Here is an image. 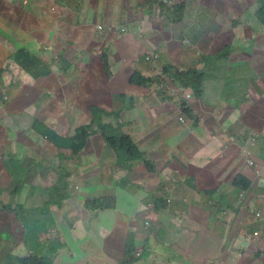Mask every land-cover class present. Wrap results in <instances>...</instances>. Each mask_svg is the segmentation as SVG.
I'll use <instances>...</instances> for the list:
<instances>
[{"label":"crops","instance_id":"0c3cea01","mask_svg":"<svg viewBox=\"0 0 264 264\" xmlns=\"http://www.w3.org/2000/svg\"><path fill=\"white\" fill-rule=\"evenodd\" d=\"M146 1L71 0L65 2L64 0L60 4V0H0V18L6 19V23L0 22V120L8 119L9 122L11 120V124H23L28 116H32V110L38 114L41 113L43 117L49 116L50 112L56 111L55 102L68 104L72 103L74 99L72 95L50 98L47 103L53 102V104L45 114L48 108L41 97L39 87L36 85L45 83L48 78H51L52 74L36 79L33 75L23 71V67L19 65L18 56H16L20 49L26 48L43 58L47 64L58 60V65H62L59 53H61L67 40L60 32L61 38L56 42L57 47L54 49L47 48L46 42H44L47 34L38 23L41 20L49 19V14L53 11L52 17L55 14L56 18L54 27L62 25L60 21H64L65 24L70 21L69 24L72 26L77 12L75 7L77 5L81 7L84 4L80 18V22H84L80 24L82 33H80V30L76 33L77 36L74 37V43L69 51L70 58L65 63L63 62V68H66L67 72L61 74V76H69L76 87L77 83L81 82L83 88H85V81L81 80L82 78L90 77L96 72H101L102 75L103 64L98 56L102 51L107 53L109 65L114 75L112 82H109L111 86H126L131 76L136 72L147 77L158 73L159 67L156 71L153 68L154 65L149 66L144 62V58L146 62H151L147 59L149 54L159 55V59L155 61L162 60L164 63H171L181 70H188L196 66L198 56H202V54L209 56L219 44L221 48L225 47L220 42L221 34L225 28L236 29L233 27V23L228 24L229 20L223 17L224 7L219 9L221 14H218L214 13L215 10L210 0H199L205 2L206 6L200 5L195 0H190L198 5L197 10L194 12L196 16H191L187 9V18L182 22L181 34L174 31V29H171L172 32H167L162 28L160 21L150 19L143 8H138V3ZM188 1L178 0L177 4ZM237 1L245 2L243 0ZM217 2L225 3L219 0ZM24 3H26L27 8L31 7L32 3H36L37 7L32 8L31 11L23 12V16L28 15L30 17L28 21L24 20L19 25H15L10 21V16L19 13ZM34 12L36 13L34 14ZM201 15L203 18L199 19ZM206 16H210L208 22H211V25L208 27L209 30L204 33L202 25L208 23ZM59 17H62V20ZM213 17L215 18L212 19ZM84 24L86 25L85 28H83ZM19 26H21V29L17 36L14 29ZM71 26L69 28L73 30ZM246 31L252 32L250 38L254 40L253 47L256 51L260 50L263 55L252 62H246L235 54L230 56L228 59L231 72L229 79L233 78L241 69H245L244 76H250L252 72L254 74V77L248 78L247 82H244L243 78L233 82L232 96L240 92V84H243L247 87V94L252 102L259 104L261 107L252 94L258 92V89H262L264 85V35L256 39L253 29L246 27ZM28 33L32 35L29 36ZM214 44L215 47H213ZM54 50H58V52H54ZM190 54L194 55L191 60L188 59ZM50 65L52 68V64ZM44 68H41V70ZM208 78L211 79V74L208 75ZM106 82L108 81L105 80V84ZM221 84L225 85L226 82L221 81L216 85ZM145 90L148 91L147 108L145 109L148 114L142 116V114H136L135 110L133 115H129V112L124 113L127 115L125 116L126 121L137 117L134 124L131 125L132 127L136 126V129L134 128V140L139 141L140 144L137 146L138 148L143 147V151L140 150L146 158L155 161L154 171L152 173L147 171L148 181L142 183L135 194L121 196L122 206L118 207L117 204L115 209L95 211L93 208L85 206L86 200L114 194H111L113 186L108 185L106 182L101 183L100 180L105 178H110L114 182L118 180L116 190H120V187H127L129 184L126 182L127 177L133 176L135 171L115 172L112 169L110 176H106L101 166L93 168L90 175L93 179L98 180L95 182V186H105L108 191L104 190L101 194L98 189H94L93 193L83 199L84 206L81 208H70L65 204L61 209L52 207L45 215L52 217V214L59 211L57 212L60 215L59 222H54L52 218L55 228L49 230L46 228L41 235L32 232L25 234L24 228L26 229V227L23 226L25 223L16 220L15 215L21 216L23 212H26L24 207L25 209L44 207L43 205L47 199L45 190L49 186L45 184L46 180L44 183V178L49 168L42 167L41 163L46 166L47 158L35 156L33 153L34 148L40 149L43 144L32 143L33 139L38 140L37 135L32 131V124L27 126L24 132L25 137L18 139V132L11 130L12 127H0V247L8 246V250L5 249V253L0 257V264H6V258L11 255H30L33 248L31 245L37 241H39V246L42 247L43 252L49 248V245L52 246L51 250L57 253H61L67 245H73L78 249L79 255L89 258L87 262H97V260L92 252L81 251L80 243L84 242V245L89 247L98 243L97 249L100 253L102 247H105L108 251L105 256L109 261L104 260V262L111 264L123 262L126 264L125 250L126 246L130 244L129 239L134 242L133 253L128 257L131 264H207L208 262L218 264H264L261 255L262 249L257 250L255 244L238 242L236 238L224 239L225 228L217 220V213L215 212L213 216V214L204 211L202 207L199 208L211 202L203 195L207 185L218 186L230 203L234 206L238 204V190L233 185V178L225 176L228 170L220 171L218 165L221 164V159L233 161L244 158L246 162L243 149L247 148L249 142L251 146L256 147L258 142L264 139V116L261 118L252 113L258 108L250 107L251 103H249V107L241 106V109H231L228 114H225L224 112H214L212 108L208 109L207 103L204 102L205 104H203L197 101L192 103L194 104L193 109L201 121L199 127L194 129L190 124L189 126L186 125L185 130L175 131L167 127L169 116H166L160 110L161 105L153 102L150 106V92L148 89ZM122 94L121 91L119 95L115 96V100L123 98ZM126 98L124 97V99ZM224 100L225 97H220V101ZM34 102H37L36 105L30 106ZM42 105L43 108L40 109ZM119 110L124 111V109ZM71 113L76 118L80 115L75 111H71ZM39 120L51 127L45 121ZM180 122L182 121L180 120ZM243 129H249L252 132L248 135H242L241 131ZM187 131H190V136L189 139L185 138L184 143H178L176 139L172 141L170 134L184 135ZM21 132L23 133V130ZM191 132H193V135H191ZM14 141L16 143L12 144L11 142ZM19 146L23 149L15 153ZM106 149L112 148L107 145ZM56 154L58 155L57 152ZM176 158L179 160L180 166L183 163L186 164L183 166V170L186 171L184 177L188 179H180L178 175L180 169L177 167ZM253 159L264 169V158L261 154H256ZM31 166H39L42 169L37 172L31 171ZM214 166L217 170L214 169ZM21 167H24L25 170ZM234 171L245 176L249 181H256V177H258L254 169L248 166L243 169L236 167ZM17 175L18 177H16ZM164 176H167L169 183L173 184L172 187H168L165 182L161 181ZM16 179H20L23 186L20 192L15 193L12 197L14 202L10 209L13 213L12 216L5 211L8 208H4L5 204L10 202V193H7L5 188L12 185ZM31 182L37 184L41 190L39 192L30 190ZM165 185L162 194L164 199L166 197L165 190L171 198H174L179 192L175 188L179 186L184 191L190 190V186L194 185L198 191L192 189L191 191L194 193L185 196L187 201L179 195L168 208L162 204L163 209L160 208L155 211L154 201L146 202L155 199L158 190ZM252 185H255L254 188L252 187L250 192L245 193L244 196H253L248 197L242 207L249 210L253 220L256 210L261 209L264 211V185ZM188 203L191 206V215L185 214ZM22 208L23 211L21 212L20 209ZM149 213H152L151 219L162 215L163 224H150L148 221V228L144 232V223L140 218H148ZM211 217L212 219L209 220ZM207 220L210 222L205 224ZM240 223H242V220H240ZM49 224L51 225V222ZM162 226H164V234L157 240L152 235L147 234L149 230ZM258 229L259 225L255 223L254 232ZM34 230H37V228ZM232 231L238 232L236 228H232ZM56 232L62 237L61 240L64 243L53 240L47 242L49 238L56 236ZM110 232L113 233L115 239L123 241L118 243L117 240L112 239ZM147 235H149L148 242L143 238ZM44 243L48 244L47 248L44 247ZM109 247H112V249H108ZM237 247L240 248L238 259L229 258L224 260L221 257V254L225 253L224 250L229 248L232 254H236L235 249ZM59 259L60 257H57L56 261L52 262L58 264Z\"/></svg>","mask_w":264,"mask_h":264},{"label":"rangeland","instance_id":"374dc122","mask_svg":"<svg viewBox=\"0 0 264 264\" xmlns=\"http://www.w3.org/2000/svg\"><path fill=\"white\" fill-rule=\"evenodd\" d=\"M71 0H65V2H70ZM200 5L206 6L207 4L205 2H200L199 0H195ZM211 5L214 8V13L221 14L219 9L221 7L225 8V11L222 12L224 15V18H227L229 20L228 24L234 23V21L239 20L243 15L246 14V8L249 9L251 6H253L257 1H251V0H243L245 1L243 4L242 2H239L237 0H219L225 2L224 4L217 2V0H210ZM64 0H60V4H62ZM175 2H178V0H175ZM84 4L81 6L83 9ZM37 4L32 3L31 7L27 8L26 3H24V6L22 10L17 13L10 16V21L15 24L19 25L22 21L26 20L28 21L30 17L28 15L23 16V12L31 11L32 8H36ZM36 12H34L35 14ZM54 11L49 14V19L41 20V22H38L46 32V38L44 42H46L47 48L51 47L54 49L57 47L56 42L60 40L61 35L59 30H63L66 27H70L71 24H69L70 21H67V25L64 23V21H60L62 25L54 27V22L56 21L55 14L52 17V14ZM60 20H62V17H59ZM156 21H158V17L155 18ZM207 22L209 21L206 20ZM0 22L6 23V19H1ZM162 28L167 29H174V31H178L179 34H181L180 28L182 25L177 26V22L171 21L170 19L165 18L163 21L160 22ZM137 28V27H136ZM21 26L14 29V32L18 36L20 33ZM136 31V30H134ZM80 33H82V30H80ZM29 36H31V33H28ZM252 36L251 31H246V29L242 26L236 29L231 28H225L223 33L220 37V42L223 44V46H231L233 44L234 49L232 54L237 55L242 60L246 62H252L258 57H261L263 54H261V51L253 47V42L250 38ZM20 38V37H19ZM227 41H230L229 43ZM215 47V44L213 45ZM78 49V48H77ZM54 52H58V50H54ZM202 53V51H201ZM48 55V54H47ZM206 54H202V56L197 57L196 66L192 67L189 70V73L191 76H194L197 73L204 72L203 71V60ZM194 57L193 54H190L188 59H192ZM58 60L52 63V75L51 78H48L45 83H41L39 85H36L39 87V91L41 92V97L43 98L44 102L46 103V107L48 108L47 111H45V114L48 112L50 107L52 106L53 102L47 103V100H50V98L57 96H64V95H72L74 99L72 100V103H59L55 102L54 106L56 107V111L50 112L49 116L43 117L42 114H38L36 111L32 110L31 115L28 116L25 123L21 124H11L7 121L8 119H1L0 120V127H12L11 130L18 132V137L16 133V137L23 138L25 137V130L27 126L31 125L33 120H43L48 125H51L54 129L57 130V132L62 136H68L72 135L74 133V130L78 127L88 125L89 120L87 119L89 117L88 110L91 107L94 106H101V107H107L111 109H124L126 106H129L130 101H134V107L136 114H142V116H145V114H148V111L145 110L147 108V92L145 89L132 87L129 83L126 86H111L109 82L99 81L97 78L92 74L90 78L94 80L97 84H99L97 89L94 88H83L81 82L77 83V87L75 86V83L69 78V76H61V74L64 73L62 66L58 65ZM144 62L147 65H154L157 71V67H159V71L156 74L165 73L166 68L168 66L172 65L171 63H164L162 60L160 61H152V62H146L144 58ZM241 72V71H240ZM66 74V72H65ZM222 74L226 79H229L230 77V67H224L222 69ZM55 75V76H54ZM57 75V76H56ZM82 80V79H81ZM248 78L244 79V82H247ZM86 85L88 82H85ZM106 85V86H105ZM105 86V87H104ZM220 85H216L214 88L219 87ZM122 91L123 94H126V99L117 98L115 100V96L119 95V93ZM71 92V94H70ZM211 93H209V97L211 98ZM252 96L260 103L261 107H259L257 110L252 111L256 116H259L263 118L264 114V89H258V92H254ZM153 98H156L154 95ZM55 100V99H54ZM58 100V99H56ZM37 102L32 103L30 106L36 105ZM40 105V104H39ZM64 106V108H63ZM71 109L69 110V108ZM43 108V105L40 109ZM208 109L210 107L208 106ZM127 110V109H126ZM160 110L165 113L166 116H169V124L167 125L168 128L173 129L175 131H178L179 129L185 130L186 125L189 126L190 120H187L182 112V107L180 105H176L175 103H163L161 104ZM71 111H75L77 113H80V115L76 118V116L70 114ZM39 115V116H37ZM72 115V116H71ZM123 118L125 119L126 113L122 114ZM39 117V119H38ZM180 117L184 118V122H180ZM37 118V119H36ZM137 118V117H136ZM123 119V121H125ZM126 122V121H125ZM264 124V123H263ZM136 126H133L132 128H129V132L134 138V128ZM136 129V128H135ZM23 130V133L21 132ZM252 131L249 129H243L241 131L242 135H248ZM191 135H193V132H191ZM27 136V135H26ZM190 131H187L184 135L183 134H170V137L172 141L176 139L178 143H184L185 138L189 139ZM239 136V135H238ZM17 141V140H16ZM16 141L11 142L12 144L16 143ZM138 144L139 141L135 140ZM33 144H43L40 149H33V153L35 156H41L47 158L46 160V166L42 167H48V171L44 178V183L46 180L47 185L51 186L57 181V171L61 173H65V171H69L70 174L67 176H59L62 177L64 180L69 179V189L68 192L70 194V199L65 202V206H68L70 208L72 207H83L84 206V200L87 196H89L91 193H93L94 189H98V191H108L107 187L103 186H95V182H97V179H93L90 175V172L95 167H100L104 170L106 176H110L112 169L115 172L124 171L126 172V168H119L118 162H117V153L113 149H106L107 143L100 135L93 136L91 138V141L89 142V146H87L86 154L83 159H80V157L72 158L70 161L66 159H62L60 161L59 156L56 154L57 150L52 148V146L46 142L45 140L38 138V140L33 139ZM143 151V147H139ZM19 149V150H18ZM23 149V147H18L15 151V153L20 152V150ZM106 149V150H105ZM183 149V147H182ZM184 150V149H183ZM64 155L69 156V151H61ZM243 152L245 153V158L240 160H229L221 159L222 162L219 164L220 171H226L225 176L233 178L232 180H238V176L240 173L235 172L234 168L238 167L243 169L245 166H248L249 168H253L256 172V181H251L249 184L254 188L255 185L252 184H261L264 185V169L257 164V162L253 159V157L256 154H261L264 158V139H261L256 147L251 146V143L249 142L247 145V148L243 149ZM33 155V159H34ZM83 157V155H81ZM252 158V159H251ZM183 160H185L182 157ZM186 163H188L187 160H185ZM93 162V163H92ZM210 164V163H208ZM42 167H36L31 166V171H39L42 169ZM23 170H25L24 167H21ZM57 169V170H56ZM214 169L217 170V168L214 166ZM134 175L128 176L126 182L129 183L127 187L123 188L120 187V190H116L117 182L111 180L110 178H105L104 180H100L101 183L106 182L108 185L113 186V189L111 190V194L114 193V197L117 199L118 207L123 205V201L121 200V196L125 194H135V191H138L141 184L145 181H148V172L146 170V166L143 163H137L136 167L134 168ZM168 171V170H167ZM166 171V172H167ZM167 174V173H166ZM26 174L24 175L25 178ZM18 177V175L16 176ZM260 177V178H259ZM161 181L165 182V184L168 187H172L173 184L169 183V180L167 176L162 177ZM31 188L30 190L39 192L41 188L34 182H31ZM247 184L239 183L236 185V189L238 190V198L237 202L238 204L234 206L232 203H230L226 196L223 195L221 188L218 186H212L207 185L204 189L203 195L206 196V199L211 201L209 204L205 206H200L199 208H203L204 211H207L210 214L215 215V212L217 213V220L223 224V227L225 228L224 233V239H233L236 238L238 242L246 243V244H255L257 246V250L262 249L261 253L264 252V240H260L259 237L261 235V232L264 230V211L261 209H258L254 212L253 220L249 214V210L242 207V204L245 203L248 200V197H252L253 195L244 196L245 193H249L250 190L244 191V186ZM92 186V187H91ZM95 186V187H94ZM178 190V194L171 198V196L167 193L165 190V201L162 202V204L168 208L172 203L176 201V199L181 195L183 198L189 193H194L190 190H181V186L178 188H175ZM115 190V191H114ZM182 191V192H181ZM181 192V194H180ZM157 195L160 196V193L157 192ZM103 196H111L109 195H103ZM77 198V199H76ZM236 198V197H235ZM234 198V200H235ZM152 200L147 201L146 203H150ZM38 209V208H36ZM42 209V208H41ZM52 214V218L54 222L58 223L60 219V215ZM185 214L191 215V206L188 203V209L185 211ZM258 214H260L258 216ZM43 216H46V219L44 221V228L42 229V232L48 227V224L51 220L47 215L43 214ZM152 213H149L147 215L148 218H140L142 222L144 223V232L148 228V221L150 224H157L162 225L163 224V216L160 215L157 218L151 219ZM212 217L209 219L211 220ZM207 220L205 224H208L210 221ZM240 220H242V223H240ZM259 225V229L254 232L255 223ZM219 225V223H218ZM39 225H34L33 230L38 228ZM232 228H236L238 232L232 231ZM147 234H150L154 237L155 240H157L161 235L164 234V226L162 227H155L147 232ZM110 236H112V239H115L112 232H110ZM146 242L149 240V235L143 237ZM7 240V239H6ZM120 243V241H123L121 239H115ZM130 242L134 243L132 239H129ZM80 249L84 252H92L94 256L96 257L97 262H87L89 259L88 257H82L78 254V249L73 246H66L64 250L61 253H57L54 250L47 249V257H49V261H56L57 257H60L58 264H111L106 263L108 262V258L105 256V253L108 252L106 248L102 247L100 248L101 253L97 249V246H99L98 243H95L92 247H89L88 245H84L85 243H80ZM6 245V243H5ZM127 247V246H126ZM8 246L0 247V257L3 256V253H5V249H7ZM120 248V247H119ZM58 249V248H57ZM56 249V250H57ZM108 249H112V247H109ZM104 250V251H103ZM256 250V251H257ZM225 253L221 254V257L224 260H227L229 258L232 259H238L240 254V248L237 247L235 249L236 254H232L230 251L231 249H225ZM9 252V251H8ZM106 260V262H104ZM178 264V263H175ZM207 264H218V263H212L208 262Z\"/></svg>","mask_w":264,"mask_h":264},{"label":"trees","instance_id":"16d2710c","mask_svg":"<svg viewBox=\"0 0 264 264\" xmlns=\"http://www.w3.org/2000/svg\"><path fill=\"white\" fill-rule=\"evenodd\" d=\"M251 1H257V3H255L249 9L246 8V14L243 15L239 20L234 21L232 25L235 28L243 26L245 29L246 27L253 29L255 32V38L258 39L260 36L264 35V0ZM138 6L145 9V13L150 17V19H155L156 17H158V20L163 21L165 18H167L171 21L177 22L176 24L178 26L182 25V22L186 20L187 9L189 10L191 16H196L194 12L197 10L198 5H196L193 1L190 0L188 2L173 5H166L162 3L161 0H147L142 4H138ZM75 11H77L76 17L74 19V23L71 26L73 30L68 27L63 30H60L62 36L65 38V40H67L61 50V53H59V57L62 61L60 62L62 64L61 69H63L64 72H67V69L63 68V62L65 63V61L70 58L69 51L71 50V47L74 43V39L77 36L76 33L81 30L80 24L84 23L80 22L82 8L78 7L77 5L75 7ZM202 18L203 17L201 15L199 19ZM206 18L209 19L210 16H206ZM214 18L215 17H213L212 19ZM210 25L211 22H208L207 24L204 23V25H202L204 33L209 30L208 27ZM83 26L82 27L85 28L86 25L84 24ZM182 27L180 28V30L182 29ZM232 49H234V46H225L223 48H221L220 44L216 46V49L212 54L204 57V72L197 73L194 76H191L189 71L180 72L176 68H174L175 70H170L171 68L170 66H168L164 74L160 73L151 77L143 76L141 73H135L131 77L129 84L132 87H138L143 89L147 88L151 91L154 85L164 82L162 79L164 75H171L170 78L172 79V81L176 83L178 87L185 89L182 91V95L184 91H189L193 94L195 101H198V99H200L203 103H207L210 108L216 110L221 103L220 97H225L233 91V82L239 81L240 78H243L244 80L246 78L250 79L251 77H254L253 72L250 74V76H244L243 74L245 72V69H241V72L238 71L235 76L231 79H226L223 76L222 69L224 67H228V59L232 55ZM16 56H18L20 63L19 65L23 67V71H26L28 74L33 75V77L36 79L50 76L53 72L50 65L52 64V62L50 64H47L43 58L28 51L26 48L20 49ZM99 57L103 64V72L102 75L101 72H96L93 75L99 81L105 82V80H107L108 82H112L111 80L113 79L114 75L111 66L109 65V58L106 57L104 54L100 55ZM43 67L45 68L41 70V68ZM217 69L218 74L214 75L213 71H216ZM210 74L211 79L208 78V75ZM82 80L88 82L87 85L85 83L86 88L90 87L97 89L99 87V84H97L89 76L87 78H82ZM221 81L226 82V84H221L219 87L214 88L216 84ZM210 92H212L211 98L209 97ZM125 95L126 94H122V99L126 97ZM158 95L160 98L165 95L166 98H168L169 101L172 102H176L177 100V97L173 94L171 96L169 95V89L167 88L159 92ZM238 96L240 99L247 100V102L252 103V105L257 107V105H255L252 102L251 98L248 96L247 87L243 84H240V92L238 93ZM180 106L182 107L185 117L190 120L189 125L191 124V126L196 129L201 122L199 116L196 115L194 109L191 107V105L188 104L186 100H183ZM241 106L245 107L244 105H241L236 98H231L230 100L226 101L222 107L225 111H230L231 109H241ZM134 110L135 107L133 100H131V105L126 106L124 108V111L101 106L91 107L89 109L88 125L76 128L74 130V133L68 136L60 135L57 131L47 126L44 122L40 120H34L31 127L32 131L37 135L38 138L47 141L54 149L57 150L60 161H62V159L70 161L72 158L75 157H80V161L85 157V151L87 149L91 137L100 135L105 140L107 145L110 146L117 153V162L119 168H126L127 170L133 171L137 163L144 162L146 167L150 168L151 171H154L155 161H148L145 154L138 148L137 142L134 140V138L129 132V128L132 127L131 125L134 124V120L136 119V117H133L132 119L126 121L122 116L124 112H129V115H133ZM123 119L126 122L123 121ZM62 150L69 151V156L64 155L61 152ZM81 155H83V157H81ZM176 164L178 169H180V172L178 174L180 179H188L184 177L186 171L183 170V166H185L186 164L183 163L180 166V162L177 158ZM57 173V181L54 183L53 186H48L45 190L47 199L45 201V204L43 205L44 207L42 209H25L24 207V210L26 212H23L21 216H19L18 214L15 215L16 220H18L20 223H25L23 225L24 227H26V229L24 228L25 234H30L32 232L34 234L41 235L42 229L44 228V221L46 219V216H43V214L49 212L52 207L61 209L64 206L65 202L69 199V179L64 180L62 177L59 176H67L70 174V172L67 170L65 171V173H61L59 171H57ZM237 178L238 180H234L233 182V185L235 187L239 183H245L247 185L244 186V191H248L252 188V186L249 184V182L251 181H249L248 178L243 175H239ZM22 186L23 182L20 179H16L12 183V185L5 188V191H7V193H10V202L5 204L4 208H8V210L6 209L5 211L12 216L13 213L10 210L14 205L12 197L15 195V193L20 192ZM165 187L166 185L164 187L162 186L158 190L160 196L157 195V197L152 200L155 204V211H158L160 208L163 209L162 202H164L165 199L162 194ZM190 189L198 191L196 186L194 185H191ZM85 206L88 208H93L95 211H107L115 209L117 207V199L114 197V194L111 196H104L102 198L88 199L85 202ZM20 211L22 212L23 208L20 209ZM47 216L51 218V225L48 224V230L51 228H55L54 222L52 221V217L50 215ZM39 224L40 226L37 228V230H33L32 226ZM51 238H49L47 242L53 240L55 242L64 243V241L61 240L62 237L58 235L57 232L56 236ZM259 239L264 240V230L261 232ZM128 242L130 244L127 245L125 250V260H127L126 264H131V261L128 259V257L131 256V254L133 253L134 243L130 242L129 240ZM39 245V241H37L35 244H32L31 247L33 248L30 252V255L28 256L11 255L7 257L6 264H54L52 261H49V257H47V250L43 252L42 247H40ZM47 245L48 244L44 243V247L47 248ZM51 247L52 246L49 245V248L47 249H51ZM119 264L125 263L121 262Z\"/></svg>","mask_w":264,"mask_h":264},{"label":"clouds","instance_id":"9594fccd","mask_svg":"<svg viewBox=\"0 0 264 264\" xmlns=\"http://www.w3.org/2000/svg\"><path fill=\"white\" fill-rule=\"evenodd\" d=\"M161 2L162 3H164V4H166V5H173V4H177V2H175V0H172V2H169V3H167V2H165V1H163V0H161ZM138 4H142V3H138ZM138 4H137V6H138ZM138 8H141V7H139L138 6ZM144 9V8H143ZM144 11H145V9H144ZM150 18V17H149ZM206 20H208V18H206ZM158 21H160V20H158ZM161 22V21H160ZM165 31H171V29H167V28H163ZM172 32V31H171ZM105 55L106 57L108 56L107 55V53L105 52V51H102V52H100L99 53V56L100 55ZM147 59L149 60V61H154V60H157V59H159V55L158 54H155V53H151V54H149V56L147 57ZM203 66H204V64H203ZM170 70H175L174 68H176L177 70H179L180 72H184V71H189V70H181L180 68H177V67H175V66H173V65H170ZM136 73H139V72H136ZM176 73V72H175ZM213 74L214 75H216V74H218L217 73V70L216 71H213ZM134 75V74H133ZM132 75V76H133ZM131 76V77H132ZM144 76V75H143ZM170 76L171 75H164V77H162V79H163V81L164 82H162V83H158V84H156V85H154V87H153V89L150 91L149 89V92H150V98H151V100H150V106L153 104V102H156L157 104H163L164 102L165 103H175L176 105H181L182 104V102H183V100H186L187 102H188V104L189 105H191V107L193 108V103L192 102H197V101H195V98H194V96H193V94L191 93V92H189V91H184V93H183V95H182V91L183 90H185V89H183V88H180V87H178V85H176V83H174L173 81H172V79L170 78ZM147 77V76H146ZM263 88L262 89H264V85L262 86ZM138 88V87H137ZM165 88H167V89H169V95L171 96L172 94L174 95V96H176L177 97V100H176V102H172V101H169V99L168 98H166V96L164 95V96H162V98H160L159 97V95H158V93L159 92H161V91H163V89H165ZM143 89V88H142ZM147 89V88H146ZM261 89V90H262ZM147 93H148V91H146ZM154 95L156 96V98H153L154 97ZM231 98H236L238 101H239V103L241 104V105H244L245 107H249V102H247V100H244V99H240L239 98V96H238V93L237 94H234L233 96H232V92L230 93V94H228L227 96H225V100L224 101H221V103H220V105L218 106V108L215 110V109H213V111L215 112H219V113H222V112H224L225 114H228L230 111H225L224 109H223V104L226 102V101H228V100H230ZM198 102H200V103H203L200 99H198ZM204 104V103H203ZM252 104V103H251ZM255 104V103H254ZM130 105H131V101H130ZM255 105H257V107L256 106H254V105H251L250 107H255V108H259L260 106H259V104H255ZM182 112H183V110H182ZM183 115H184V113H183ZM185 116V115H184ZM186 118V117H185ZM187 119V118H186ZM180 120L183 122L184 121V118L183 117H180ZM187 120H189V119H187ZM199 127V126H198ZM197 127V128H198ZM92 138V137H91ZM103 139V138H102ZM137 145H138V143H137ZM140 149V148H139ZM252 159V158H251ZM148 161H150V160H148ZM139 163H143L144 164V162H139ZM145 165V164H144ZM136 167V166H135ZM146 170L147 171H149L150 173H152L153 171H151L150 170V168H148V167H146ZM128 171V170H127ZM155 205V204H154ZM261 255H262V258H263V254L261 253Z\"/></svg>","mask_w":264,"mask_h":264},{"label":"built area","instance_id":"2783aa9c","mask_svg":"<svg viewBox=\"0 0 264 264\" xmlns=\"http://www.w3.org/2000/svg\"><path fill=\"white\" fill-rule=\"evenodd\" d=\"M163 1H165V2H167V3H169V2H172V0H163ZM260 214H258V216H259ZM263 259H264V252H263Z\"/></svg>","mask_w":264,"mask_h":264}]
</instances>
